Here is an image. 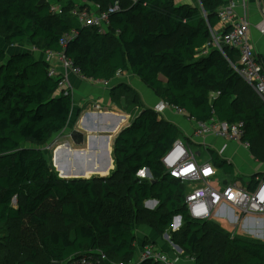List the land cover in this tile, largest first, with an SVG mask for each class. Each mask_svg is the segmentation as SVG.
<instances>
[{
  "label": "trees",
  "instance_id": "obj_1",
  "mask_svg": "<svg viewBox=\"0 0 264 264\" xmlns=\"http://www.w3.org/2000/svg\"><path fill=\"white\" fill-rule=\"evenodd\" d=\"M200 1L197 8L175 0H74L64 5L62 15H54L41 0H0V32L8 47L29 45L44 54L62 53L90 81L112 82L118 74L130 73L161 101L198 122L215 117L243 123L242 142L250 144V151L258 146L255 156L264 163V103L233 69L235 50L226 48L223 55L211 49L198 55L211 41L224 6L223 0ZM76 5L89 10L95 5L99 12L118 5L119 10L109 15V27L100 32L71 16ZM73 32L75 37L62 46ZM260 63L264 67V59ZM49 70V63L32 53L10 56L0 47V264H36L40 255L44 264L62 263L94 250L103 251L111 262L157 264L139 262L141 248L153 242L138 241L129 221L133 213L124 207L131 202L142 212L150 200L158 207L146 214L159 234H166L174 218L182 216V227L168 235L182 250L181 260L264 264V242L233 236L187 214V187L161 164L182 135L154 110L137 113L116 138L111 176L61 179L42 147L68 127L73 97L71 90H59L64 78H51ZM211 155L214 166L234 174L232 165ZM146 169L153 182L139 178ZM50 199L59 204L58 214L43 209ZM26 217L41 233L58 219L63 228L43 233L39 249L29 248L11 237L8 227ZM11 245L25 247L22 262L9 253Z\"/></svg>",
  "mask_w": 264,
  "mask_h": 264
},
{
  "label": "built area",
  "instance_id": "obj_2",
  "mask_svg": "<svg viewBox=\"0 0 264 264\" xmlns=\"http://www.w3.org/2000/svg\"><path fill=\"white\" fill-rule=\"evenodd\" d=\"M41 1L50 6V12L52 14L62 15L64 13V5L58 3L57 0ZM235 8L236 5L230 3L219 10L218 17L220 23L230 27L222 35L215 36L212 34L209 47L211 49H218L223 55H225L224 49L226 48L233 49L237 52V62L232 64L233 69L244 83L254 91L262 103H264V67L261 65L252 43L251 24L246 15L234 21ZM118 10V5L111 7L105 12H94L87 8L82 9L80 5H76L70 11V14L82 26L97 28L100 32H104L109 27V15ZM257 30L264 36V20L257 26ZM74 37L75 32L71 35H66L61 41L62 46H65ZM207 54L205 53L204 55ZM46 56V61L50 65L49 76L55 79L64 78L62 81H59V90L63 93L68 94L67 91L70 90L69 82L66 76H62L56 67L52 65L53 61L59 62L66 71H71L82 79H86L82 76L81 70L74 67L72 61L68 60L62 53L46 52ZM100 83L105 88H110L111 82ZM95 109L101 110L98 105ZM166 110H173L176 114L188 118L184 110L175 108L163 101L154 109L160 115ZM188 119L195 125L194 138H196V142L200 139L206 140L208 137H216L235 142L242 145L245 149L250 150V144L242 142L244 135L243 123L230 124L225 121H220L215 117L206 123ZM194 138L193 140L195 141ZM198 155L192 150V145L183 139H177L161 159L164 170L171 178L180 181L186 187H193L185 196L187 214L193 220L200 222H213L214 217H222L227 219L228 222L233 223L235 225L234 227L239 225L245 227L249 226L250 223V231H255V233L252 234L245 231V234L259 238L260 235L264 234V227L259 228L260 223L264 224V180L256 179L249 188L234 182H229L226 185H216L218 173L212 160L209 158V160L202 161L201 158H198ZM144 171L140 172L139 178L144 179L141 176ZM233 217L234 221H232ZM178 218L181 220L179 221ZM174 220L176 222L175 231H177L182 227L180 225L183 223V218L182 216H178ZM168 239L170 241V238ZM171 245L175 252L173 257L159 250L154 244H148L142 247L139 262L154 260L157 264H181L179 256L183 252H179L178 248L172 243ZM53 264L124 263L111 262L103 251L94 250L85 255L72 258L67 262ZM130 264L136 263L132 262Z\"/></svg>",
  "mask_w": 264,
  "mask_h": 264
},
{
  "label": "crops",
  "instance_id": "obj_3",
  "mask_svg": "<svg viewBox=\"0 0 264 264\" xmlns=\"http://www.w3.org/2000/svg\"><path fill=\"white\" fill-rule=\"evenodd\" d=\"M57 1L60 3V0ZM175 2L177 4H190L197 8H199L201 4L200 0H175ZM223 2L224 6L230 3H234L236 5L234 11V21L236 19L242 18L245 15L247 16L251 24V39L256 54L259 59H264V36L261 35L257 30V26L264 20V0H223ZM229 27L230 26H224L219 22V24L214 28L212 34H214L215 36L222 35ZM3 41L4 40H2V37H0V47L5 49L8 55L17 52L28 51L40 61L47 62L46 53H41L36 48H33L29 45L8 47L5 41ZM15 49L17 50L14 51ZM210 50L211 48L209 47L208 43L204 48L198 51V55L209 53ZM52 65L56 67V69L62 76H66V79L69 82L70 90L72 91L73 112L70 123L67 127L68 132L75 129H77L78 131H82L85 124L92 126L94 123H99L100 125L107 128L118 125L117 131L115 133L102 132L104 135H98L102 137H110L109 147L111 152L113 151L114 142L118 137L120 131L130 126L133 117L137 113L141 112L143 109L154 110L155 107L160 102H162L156 92L148 88L141 82L138 77L130 73H121L110 83V88L107 89L100 82H94L86 79L84 80L71 71H66L57 61H53ZM133 92L138 95L137 102H135L134 100ZM215 96L216 95H213V97ZM137 104H139V106H137ZM97 105L100 106L101 110L95 109ZM161 116L166 121L174 124L179 129V132L182 135V139L184 141L188 142L190 145H194L196 143V138H194L195 125L187 117L178 115L173 110H166L161 114ZM193 138L195 139V141L193 140ZM101 140L102 139L99 138L97 142V153H99L100 149L101 152H104V149L102 147L104 143ZM200 140L203 141V143L198 144V148L194 150L197 154H199L198 158H201L202 161L207 159L209 160V158L210 160H212L211 153H215L217 157L226 161L234 168V174L230 175L225 174L222 169H219L215 166L218 173V180L216 182V185H226L229 182H234L240 183L244 187L249 188V186H251L256 179L264 180V163L262 161L256 160L251 155L250 150L245 149L242 145L235 142H230L216 137H208L206 140ZM64 143L65 142H62L61 145ZM85 148H87V145ZM87 175L93 174L89 173ZM75 177L79 176L76 175ZM143 178L151 180L149 174ZM192 188L193 187H187L188 191H190ZM214 222L222 227V225H220L217 221ZM229 224L233 226L232 230H228V232L233 233L235 231L234 235H238L237 230L240 225L234 227L235 225L233 223L229 222ZM263 227L264 224L260 223L259 228ZM242 228L244 230V233L245 231L252 234L255 233V231H250V223L249 226H245ZM166 235H164L163 239L167 238ZM243 237H251L252 239L261 242H263L264 240V234L260 235L259 238H256L252 235H245ZM163 239L154 237L151 239V241L159 250L173 257L175 255V252H173L172 245L171 247H169L164 243ZM181 264L190 263L187 262V260H183V262L181 261Z\"/></svg>",
  "mask_w": 264,
  "mask_h": 264
},
{
  "label": "rangeland",
  "instance_id": "obj_4",
  "mask_svg": "<svg viewBox=\"0 0 264 264\" xmlns=\"http://www.w3.org/2000/svg\"><path fill=\"white\" fill-rule=\"evenodd\" d=\"M70 1H74V0H60L61 4H68L71 3ZM91 8V11L97 12L99 11V7L98 6H91L89 7ZM0 35L2 37V40H4V35L2 32H0ZM5 41V40H4ZM3 41V42H4ZM6 43V42H5ZM17 49H15L14 51H16ZM19 51V50H18ZM11 54V53H10ZM68 132V128L65 129L64 131H62L61 133L55 135L47 144H45L42 149L44 150L45 156L48 160V162L51 164V166H53V158H54V152L56 150V148L54 149L55 145H61V143L63 142L62 139L65 137V135ZM97 135H104L102 132H99V134ZM114 135V134H113ZM203 141L199 140L197 141L194 145H192V150H196L198 148V144H202ZM110 150V148H109ZM105 151V150H104ZM258 151V146H256L255 150L251 151V155L257 160V157L255 156V152ZM99 153H103V151L101 152V149L99 151ZM75 158L72 157L71 158V165L68 162V159L64 156L61 157L60 161H56V167L58 168L59 172L62 174V176H65V169H69L73 166L72 170L78 171V169H81L82 167H87L88 164H92L96 159H97V155L95 157H83V156H78L76 158V160H74ZM85 160L88 162V164L85 163ZM96 166L99 167V164L97 163ZM55 170V169H54ZM115 170V166H113V168L110 170V172L108 173V176H111V174L113 173V171ZM56 171V170H55ZM58 171H56V173L59 174ZM74 172L71 175H68V177H75L76 174H74ZM93 174L95 176H103L106 175L107 173H96V172H87V174ZM146 175H148L146 172H144L142 174V177H145ZM95 176L91 177L94 178ZM149 179V177H148ZM236 181V180H234ZM192 187V186H191ZM122 196H125V193L122 194ZM130 212L133 213L132 217L129 219V221L132 223L134 230H135V234L138 238V241H142L143 239H149L151 240L154 237H159V239H163L164 235L166 234H172L175 231L176 228V222L175 220L173 221L172 226L167 230L166 234L162 235L159 234V232L157 231L153 221L147 216L146 211L147 210H155L158 207V204H155L152 200L145 202L142 210V212H139L138 209H136L133 204L131 202H128L127 204H125V206ZM43 209H46L49 212L58 214L60 212V206L57 203V201L50 199L46 202V204L44 205ZM214 221H217L220 225H222L221 228L226 229L225 231L228 232V230H232V226L231 224H229L228 220L222 217H214L213 219V223H215ZM183 222V220H182ZM216 224V223H215ZM183 225V223H182ZM180 225V226H182ZM9 230L11 233V237H16L23 245H25L26 247L29 248H40V237L43 233L50 231L51 229L54 228H63V225L61 223V221L58 219L56 222H51V224L49 225V227L43 231L42 233L37 230L34 226L29 224V218L26 217L24 218V222L23 223H10L9 224ZM231 233L233 236H235V231L229 232ZM237 233L239 236H245L246 234L244 233L243 228L241 227V225L238 227ZM1 237V234H0ZM251 238V237H249ZM167 239V240H166ZM163 239L164 243L167 244L169 247H171L170 242L168 241L169 239L166 238ZM264 242V240H263ZM23 249H25V247H16V245H11V250L9 253H11L12 256L14 257H19L21 262L23 261V259L25 258V253H23ZM3 251V250H2ZM1 253H6L5 251L1 252ZM183 262V260H181ZM187 262H189L190 264H195V262L191 261L190 259L187 260ZM45 263V259L43 258L42 255H40L36 261V264H44ZM207 264H215L212 260L207 263Z\"/></svg>",
  "mask_w": 264,
  "mask_h": 264
},
{
  "label": "water",
  "instance_id": "obj_5",
  "mask_svg": "<svg viewBox=\"0 0 264 264\" xmlns=\"http://www.w3.org/2000/svg\"><path fill=\"white\" fill-rule=\"evenodd\" d=\"M22 53V52H21ZM24 53V52H23ZM25 53H30L28 51H25ZM16 53L11 54L10 56H14ZM102 118V117H101ZM100 122V121H99ZM129 127V126H128ZM126 127V128H128ZM118 125L114 127H104L100 125L99 123H94L92 126L85 124L84 129L82 131H78L77 129L73 131H69L65 137L63 138V142H65L62 145H55L54 149L56 148L54 152V160H53V166H51V169H55L59 172V170L56 168V161H60L61 157L64 156L68 159L69 164L71 163V158H76L78 156L83 157H95L97 155V159L92 163L88 164V162L85 160L86 164H88L87 167H82L81 169H78V171L72 170L73 166L69 169H65V176L63 177L61 173H59V177L63 180H89L91 177L87 178L86 173L87 172H102V173H109L110 172V166L114 164V161L112 159V152L109 151V145H110V137L105 136H98L99 132H109V133H115L117 131ZM125 128V129H126ZM123 129V130H125ZM122 130V131H123ZM120 131V133L122 132ZM119 133V134H120ZM101 138L102 142L104 143L102 145L103 149L105 150L103 153H97V142L98 139ZM87 145V148H85ZM62 146V147H60ZM99 164V167L96 166V164ZM71 165V164H70ZM151 177L152 181V175L148 169L145 170ZM74 172V174L78 175L79 177H68L67 175H71ZM107 175L103 176H95L96 179H101L107 177ZM141 179V178H140ZM153 182V181H152ZM155 204H157L156 201H153ZM179 221L181 220L178 218ZM232 221H234V217L232 218ZM178 227V226H177ZM178 229V228H177ZM167 238H169L168 235H166ZM252 239V238H251ZM178 248V247H177ZM179 252H182L180 248H178Z\"/></svg>",
  "mask_w": 264,
  "mask_h": 264
},
{
  "label": "bare ground",
  "instance_id": "obj_6",
  "mask_svg": "<svg viewBox=\"0 0 264 264\" xmlns=\"http://www.w3.org/2000/svg\"><path fill=\"white\" fill-rule=\"evenodd\" d=\"M82 129V128H81ZM60 145V144H59ZM57 168V167H56ZM58 169V168H57ZM60 173V172H59ZM68 176V175H67Z\"/></svg>",
  "mask_w": 264,
  "mask_h": 264
}]
</instances>
